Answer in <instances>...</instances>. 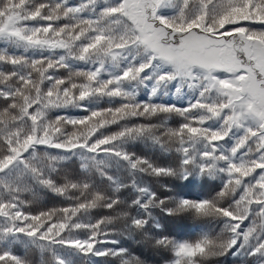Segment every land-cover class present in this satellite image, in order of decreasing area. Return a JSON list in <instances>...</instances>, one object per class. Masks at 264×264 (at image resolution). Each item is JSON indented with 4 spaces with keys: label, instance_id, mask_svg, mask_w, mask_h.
I'll use <instances>...</instances> for the list:
<instances>
[{
    "label": "snow or ice",
    "instance_id": "1",
    "mask_svg": "<svg viewBox=\"0 0 264 264\" xmlns=\"http://www.w3.org/2000/svg\"><path fill=\"white\" fill-rule=\"evenodd\" d=\"M103 2L106 6L96 12L98 0H82L75 6L68 0H0V43L5 45L0 48V264H30L11 250V245L20 243L47 252L52 264H72L63 250L84 258L127 255L123 248L97 247L118 243L111 238L114 229L109 225L127 216L126 212L95 223L79 220L90 209H112L119 201L86 182L66 180L57 185L50 175L57 158L39 153V146L83 150L91 154L84 167L90 165L102 176L106 175L102 157L118 158L132 171L153 176L186 178L195 168L201 173L223 172L227 176L224 189L212 200L181 199L176 207L168 208L165 200L148 188L136 187L139 197L133 203L145 212L160 207L169 214L193 210L198 215L227 218L226 236L157 240L172 253L168 264H203L225 256L238 241L240 246L233 255L247 249V256L264 257V0ZM86 11L95 15L85 17ZM8 46L63 50V54L29 58L11 54ZM129 56L143 62H129L117 73L119 63ZM72 61L90 67L74 70ZM154 62L157 67L169 66V70L155 77L152 95L161 85L177 81V92L185 86L198 91L196 101L186 108L138 102L126 85H143L152 79L142 73ZM109 64L111 71L106 68ZM60 69L68 70L66 77L56 75ZM90 97L121 98L124 102L91 110L80 118H48L49 111L79 107ZM168 113L180 115L184 123L162 132H158L161 126L151 124L124 126L97 137L101 129L120 121ZM209 120L220 124L206 127ZM237 129L242 135L225 154L219 142ZM141 137L174 147L182 157L179 167L155 166L122 150L125 142ZM241 149L245 151L238 157ZM107 179L115 183L113 177ZM29 180L57 194L80 195L72 206L33 213L26 210L30 202L23 198L30 190ZM237 193L238 198L222 206V201ZM250 216L253 220L242 230ZM147 222L146 218H131L135 229H143ZM79 231L86 232V237L73 235ZM259 264H264V259Z\"/></svg>",
    "mask_w": 264,
    "mask_h": 264
},
{
    "label": "trees",
    "instance_id": "2",
    "mask_svg": "<svg viewBox=\"0 0 264 264\" xmlns=\"http://www.w3.org/2000/svg\"><path fill=\"white\" fill-rule=\"evenodd\" d=\"M82 0H68L69 5H79ZM110 2H118V0H110ZM106 6L103 0H98L96 12L101 7ZM170 14V13H166ZM85 17H92L95 13L86 11L83 14ZM65 21H61L64 23ZM35 24L36 22H32ZM43 23V22H40ZM256 27H260L257 25ZM5 45L0 43V48ZM8 51L11 54L24 55L29 58H40L51 55H62L63 50H55L50 52L42 49H22L14 46H8ZM129 62L139 64L143 62L139 57L136 60H131L129 56L119 63L115 69L118 73L123 67H126ZM74 70H82L90 67L89 64L81 61H72ZM10 69L11 66H4ZM106 68L111 71V64L106 65ZM169 66L161 65L153 66L146 69L143 75H150L152 79L140 85L132 82L127 84L126 88L135 94L138 102L156 103L163 105H174L178 108H186L190 103H193L198 98V91L188 89L186 86L182 87L179 92L176 91L178 82L172 81L167 85H161L156 94L152 95V88L155 84V77L159 74L167 72ZM67 69H60L56 75L66 77ZM107 78V77H105ZM124 101L121 98L109 97H90L80 102L79 107L68 106L59 109H53L48 112L49 119H55L57 116H68L73 118H80L87 116L91 110H100L108 107H117ZM3 101L0 100V104ZM198 114V113H194ZM184 123L183 118L176 113L158 114L151 118L135 117L125 121H120L115 125H110L101 129L97 133V137L108 134H113L121 130L124 126H133L139 124H151L161 126L158 132H162L164 128H177ZM220 124L219 120H209L206 127L217 128ZM71 128V126H69ZM242 135L241 130H233L228 138L219 142L220 148L225 154L230 153V149L235 145L236 139ZM94 137L93 139H95ZM122 150L134 154L135 157L147 159L155 166L168 169H176L179 167L182 159L181 154L175 151L174 147H162L160 144L154 142L151 138L141 137L135 140H128L121 145ZM31 151V150H30ZM39 153H47L49 156L57 158L55 169L50 171L54 182L57 185H62L67 181L72 182H86L89 183L93 190L104 193L111 199H117L119 204L112 209L106 207H96L90 209L87 213L81 214L80 222L95 223L97 220L104 217H115L120 212H126L127 216L117 219L114 224L109 225V228L114 229V235L111 237L118 241L116 244H102L98 248H123L126 250L125 257L113 256H89L84 258L80 255L70 254L71 250H63L65 256L71 260L72 264H124L127 260L131 264L132 260H139L140 264H168L172 258L171 251L158 245L156 243L162 237H168L177 241H191L198 239L203 235L212 237L226 236L225 231L227 218L198 215L193 210L183 211L179 213L169 214L160 207H153L145 212L138 205L133 203L139 197L136 187H146L151 192L155 193L160 199L165 200L166 207L174 208L181 199L192 201L212 200L223 191L224 185L227 181V176L223 172H205L201 173L198 168L193 169L186 178L180 175H162L153 176L148 173H141L139 171H132L128 168L125 161L115 157H102L105 161L102 169L106 175H101L99 172L89 167H84L86 158L91 155L83 150H76L75 152H68L59 149L46 148L39 146L37 148ZM245 149H241L237 156L239 157ZM26 156L28 153L25 154ZM219 165L218 167H222ZM259 171V170H258ZM107 176L113 177L112 181L107 179ZM28 184L30 190L23 194V198L29 201L27 211L38 212L52 208H62L74 205L80 194L78 192H71L68 196L57 194L53 190L42 186L34 180H29ZM239 193L231 199L222 201L221 204L227 207L233 199L238 198ZM69 196L73 198H69ZM150 213V215H149ZM141 217L146 218L147 223L143 229H135L131 225V218ZM250 216L241 225L242 230L250 225L253 220ZM80 238L86 237V232H74ZM240 242L225 256L214 257L203 261V264H259L264 257L247 256L244 249L241 253L233 255L232 253L239 248ZM11 250L18 256L26 257L30 264H52L51 257L47 252H41L36 247H31L25 243L11 245Z\"/></svg>",
    "mask_w": 264,
    "mask_h": 264
}]
</instances>
